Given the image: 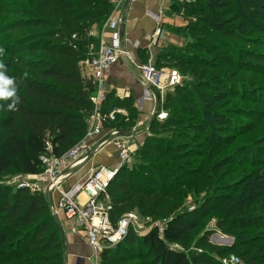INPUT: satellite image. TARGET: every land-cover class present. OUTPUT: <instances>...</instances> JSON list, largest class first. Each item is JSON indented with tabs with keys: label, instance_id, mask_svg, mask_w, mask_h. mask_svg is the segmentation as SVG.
I'll return each instance as SVG.
<instances>
[{
	"label": "trees",
	"instance_id": "1",
	"mask_svg": "<svg viewBox=\"0 0 264 264\" xmlns=\"http://www.w3.org/2000/svg\"><path fill=\"white\" fill-rule=\"evenodd\" d=\"M174 1L170 8L184 7L191 16L185 32L194 41H188L185 48L192 55L183 51L159 54L155 65L188 72L200 80L191 83V89L185 85L175 87V94L166 98L167 118L149 124V130L154 133L172 131L175 141L161 145L146 140L133 155L138 163L132 168L122 167L107 189L112 200L113 224L135 209L153 221L164 220L165 226L161 236L155 229L144 236L128 232L119 245L102 252L101 263L221 264V258L237 251L240 254L236 256L244 264H264V239L254 234L243 237L264 226L263 149L258 155L263 158L258 159L259 167L252 166L249 172L234 177L230 176L235 171L223 173L221 165L211 166L212 172L222 171L223 177L232 181L215 190L219 194L215 203L202 198L201 204L195 205L193 215L181 208L184 197L190 192L198 194L199 190L212 191L214 179L207 173L183 170L172 162L186 158L185 144H195L198 134L205 136L201 144L207 147L198 156L207 160L214 153L211 147H230L235 143L239 131L226 114L232 109L223 112L209 108L231 95L243 102L245 97L237 93L240 89L256 92L247 87L235 91L229 86L233 75L226 70L249 67L264 77V50L250 49L251 46L264 48V0H198L197 7L191 8ZM118 8L113 0H0V64L6 75L15 78L19 98L12 109L7 107L10 99L0 101V264H66L65 242L55 225L49 196L30 192L19 184L6 185L3 180L11 175L43 173L45 165L41 157L48 150L52 156L59 157L84 138L86 121L93 113L90 98L95 87L81 76L79 62L96 54L103 27ZM237 45L246 48L237 50ZM217 50L226 55L220 62L222 66L201 63L203 55ZM229 55L235 59L228 60ZM141 57L146 62L145 55ZM216 74L227 78L215 77ZM207 77L214 78L216 84L204 85ZM200 88L211 90L214 95L201 93ZM114 96L113 91L107 95L102 113L118 110V103L120 109L130 112L128 104L133 100ZM175 105L180 106L178 110ZM251 112L257 115L259 124L264 122L263 110ZM178 114L199 122L176 119ZM124 125L112 121L104 126L121 131ZM253 129L247 126L238 136ZM211 134L215 136L213 142L209 139ZM158 162L169 168L160 171L153 165ZM150 167L158 172L155 178L146 175L151 172ZM138 174L146 177H135ZM173 176L186 181L179 183ZM256 210L262 213L251 214ZM231 214L234 215L229 217ZM209 217L215 219L216 228L235 237L234 244L218 247L209 243L205 234L189 249L193 233ZM175 244L183 249H173L171 246ZM132 245H136V254H127Z\"/></svg>",
	"mask_w": 264,
	"mask_h": 264
},
{
	"label": "built area",
	"instance_id": "2",
	"mask_svg": "<svg viewBox=\"0 0 264 264\" xmlns=\"http://www.w3.org/2000/svg\"><path fill=\"white\" fill-rule=\"evenodd\" d=\"M116 6L119 7L117 2ZM153 17L157 22L160 21L159 15ZM123 24L122 14L118 10L114 11L103 28L96 54L79 62L81 76L91 81L95 87V92L90 98L93 113L86 121L87 130L84 138L59 157L52 156L48 150L49 153L41 157L45 165L43 173L25 176V179L19 183L20 186L27 187L30 192L57 196L56 209L51 208L52 215L55 216L56 210H59L66 220L71 222L70 232L82 234L91 250L90 260L94 264H100V254L105 249H111L120 244L130 229L138 236H144L155 229L161 236L165 226V221H153L150 217H144L136 212L122 215L115 224L110 220L112 200L107 192L108 186L119 170L132 161L134 153L139 148L130 141L131 137L119 136L118 131L114 129L104 130V125L112 122L115 115L120 112L113 110L102 113V106L110 93L105 84L109 71L122 59L128 61L129 58V53L123 46V43L128 40L123 41L120 34V26ZM159 33L160 29L157 28L155 35ZM128 63L145 85L144 96L136 105L138 109L141 108L144 100L152 101L158 92L163 93L168 88L181 85V75L175 68L157 67L155 62L151 61L138 64L128 61ZM117 97L123 98L124 96ZM153 116L159 122L167 118L166 113H151L150 119ZM107 145H113L116 148L117 163L115 166L113 168L97 167L85 180L70 188H65V181L92 155ZM80 195L84 196L85 201L79 200ZM175 245L171 247L175 250H182L181 247ZM220 262L221 264H244L238 256L233 254L221 258Z\"/></svg>",
	"mask_w": 264,
	"mask_h": 264
},
{
	"label": "rangeland",
	"instance_id": "3",
	"mask_svg": "<svg viewBox=\"0 0 264 264\" xmlns=\"http://www.w3.org/2000/svg\"><path fill=\"white\" fill-rule=\"evenodd\" d=\"M180 3H186L189 8L191 7H197L198 0H178ZM180 3V4H181ZM170 6L166 9V13L163 16V19L165 21V26L162 28V34L165 33V35L168 37L167 40H165L164 43L161 44V47L159 48V54H166L174 51H183L184 54L192 55L190 49L186 50V44L188 41H194L188 32H185V30L190 26V19L191 16L189 14H186V10L184 7L178 9V8H170L171 5H175V1L172 0V2L168 3ZM182 5V4H181ZM193 22V20H191ZM163 25V24H162ZM104 28V27H103ZM14 35V34H11ZM173 39H175L173 41ZM204 45H207L206 42H203ZM99 48V46H98ZM239 48H246L245 45H237V50ZM251 50L253 51H263V47H255L251 46ZM187 51V52H186ZM189 52V53H188ZM223 51H215L213 54L210 55H203V58L200 60L203 64H212V65H218L221 64L220 62L224 60L226 55ZM158 55L154 59V61H158ZM228 60L235 59L234 56L229 55L227 56ZM146 60V59H143ZM222 66V64H221ZM242 67L244 65H241ZM240 66V67H241ZM246 68V69H245ZM244 70H238V69H230L226 70L228 74H232L233 77H230V81L232 84L229 86L233 87L235 91L238 88L244 89V87L247 88H253L252 91L256 92H248L240 89V92H237L240 96H243L245 99L243 102H240L236 99H233L232 95L230 98L226 100H222L220 103L215 104L214 106L210 107V111H223L225 112L226 108H231L232 112H226L229 118L232 119L235 128L238 129L239 132L241 130L243 131L247 126L250 128H254L249 134L244 136H235L236 140L235 143L230 146H222V147H211L210 150L214 151L213 155L211 154L209 157V160H207L206 157H199L201 151L206 149L207 147H202V139L203 135L198 134L197 138L195 139L194 143L185 144L187 147L186 149V158L184 160H173L172 162L178 165V167H183V170H190V171H197L198 174L207 173L213 177V181L211 182L212 187L214 186L213 190L210 192L206 191H200L199 193L192 194L190 192L187 196L183 199V205L181 208L187 209V212L191 213L192 215L196 212L195 205L201 204L202 198H208L212 199L213 202L219 200L218 193L215 192V190L219 187V185H224L225 183H230L232 180L228 181L230 177H234V175L240 174L242 172H249L252 170V166L255 168L258 166L261 162L258 161V159L262 160L264 157V122L262 124H259L257 120V115L251 111H264V77L258 76V74L252 72L249 67H243ZM249 71V72H248ZM181 75V85H185L188 89H191L190 84L195 83V81H199V77L193 76L192 74L188 72H179ZM223 74H216L215 77H225L222 76ZM234 75H236L234 77ZM207 77L206 82L204 85H214L216 82L211 78ZM218 81V80H217ZM256 85H253V84ZM246 89V88H245ZM262 89V90H261ZM199 91L201 93H207L209 95H214V92L211 90H206L205 88H200ZM123 93V92H122ZM175 94L174 88H168L163 91V93H157L156 96L153 98V103H151L150 111L151 113L159 114V113H166L167 116L169 114V111L165 108L166 98L168 95ZM121 95V94H120ZM123 98H116L122 100L127 97L132 99L133 101L129 102L128 107L130 109V112H127L124 109H120V104L118 103V112L117 119L113 120V122H122L125 123L124 126H122L121 131H132L134 132L130 137V141H134L132 143L137 144L138 147H142L145 145L146 140H148V143H152L153 141L155 143H159L161 145L167 144L169 141L174 142V137L172 136V131H165V132H151L149 130V123L153 120H155V116L152 117L150 120H145V111L143 113L140 112L139 109L136 107L135 98L131 94L125 95L122 94ZM239 96V97H240ZM114 99V98H113ZM213 101V100H212ZM211 101V102H212ZM125 105V103H123ZM178 105V104H177ZM176 106V109L178 110L180 106ZM220 107V108H216ZM147 113V112H146ZM238 115H236V114ZM183 119L185 122L192 121L193 123H198V120H191L190 116H186L183 114H178L176 119ZM208 122H210L208 118ZM104 130H113L112 128H109L107 126L104 127ZM213 136L212 134L209 136V139L213 142ZM184 146H182L183 148ZM209 149V148H208ZM259 149V150H258ZM260 149H263L260 150ZM257 150V151H256ZM109 151V150H108ZM256 151V152H255ZM260 151L262 154V157L258 158V155H260ZM253 154V155H252ZM174 158V157H173ZM170 160V158H168ZM264 161V159L262 160ZM138 163V160L134 157L132 161L128 164L132 168V166ZM221 165L223 169V173H229L235 171L232 176L226 177L221 174V172H212L211 166L214 167L215 165ZM155 165V167H158L160 171H166L169 167L164 164V162H158ZM130 168V169H131ZM149 170L151 172H147L146 175H151L152 178H155L157 176V170H154L153 167H150ZM141 174L136 175L135 177L140 176ZM146 175H141L142 178H145ZM173 179H176L179 183L183 182L184 180L177 179V176H173ZM25 179V176L21 175H11L3 180V183L6 185H16L21 183ZM185 190V189H184ZM226 197V196H225ZM198 203V204H197ZM132 212L140 213V210H133ZM254 213H262V210H256L252 211L251 214ZM234 214L229 215L232 216ZM159 217V216H155ZM160 218V217H159ZM157 220V221H161ZM164 221V220H163ZM161 221V222H163ZM129 232H133L132 229L129 230ZM205 234H208V242L211 244H214L218 247H230L235 242V237L231 233H227L223 229H218L215 227V219L212 217H209L207 219H203L200 223V227L198 230L193 233L192 239L189 242V249H193L195 240L203 237ZM252 234L258 235L259 237L264 239V226L260 228L259 230H251L249 234H246L243 237H249ZM213 241H217L218 243H214ZM119 245V244H118ZM178 247H181L179 244L175 245ZM181 249H183L181 247ZM131 251V252H130ZM136 245H132L131 249L127 252V254H136ZM231 254L233 255H239L240 253L237 251H232ZM101 255L99 258V263L102 264L101 261ZM240 260L244 263V260L240 258ZM132 264H138V261H134Z\"/></svg>",
	"mask_w": 264,
	"mask_h": 264
},
{
	"label": "crops",
	"instance_id": "4",
	"mask_svg": "<svg viewBox=\"0 0 264 264\" xmlns=\"http://www.w3.org/2000/svg\"><path fill=\"white\" fill-rule=\"evenodd\" d=\"M115 1L119 5L118 11L124 18V24L120 26V34L123 41L128 40L123 43L124 48L129 53L128 61L138 64L143 62L141 55H145L143 59L155 62L154 59L159 53L161 44L168 38L165 33L162 34L161 31L166 24L163 16L166 13V9L170 6L168 4L169 2H164L162 0ZM156 15L160 17L159 22L153 17ZM157 28L160 29V33L155 35ZM174 40L175 39H173V41ZM128 61L127 59H122L117 66L112 67L108 73L105 84L110 92L113 91L116 93V96H123V93L126 95L131 94L133 98H135V103L137 105L144 96L145 85ZM153 102V100H144L142 102V106L139 110L141 113L145 111V120L150 119V106ZM116 163V148L113 145L104 146L92 155L87 162L83 163L82 166L65 181L64 187L70 188L72 185L85 180V178L97 167L103 166L113 168ZM49 200L50 209H56L57 196L55 194L49 195ZM79 200L81 202L85 201L84 196L80 195ZM56 211L57 214L55 216L59 221L64 235L66 264H94L90 260L91 250L87 246L82 234L71 233V222L66 220L62 212L59 210Z\"/></svg>",
	"mask_w": 264,
	"mask_h": 264
},
{
	"label": "clouds",
	"instance_id": "5",
	"mask_svg": "<svg viewBox=\"0 0 264 264\" xmlns=\"http://www.w3.org/2000/svg\"><path fill=\"white\" fill-rule=\"evenodd\" d=\"M3 68V64H0V101L10 99L11 102L8 103L7 107L12 109L19 99L16 96L15 78L6 75Z\"/></svg>",
	"mask_w": 264,
	"mask_h": 264
},
{
	"label": "water",
	"instance_id": "6",
	"mask_svg": "<svg viewBox=\"0 0 264 264\" xmlns=\"http://www.w3.org/2000/svg\"><path fill=\"white\" fill-rule=\"evenodd\" d=\"M155 96H156V95H155ZM149 124H150V123H149ZM118 134H119V136L130 137V136L133 134V132H132V131H118ZM53 219H54L55 225L57 226V228L59 229V231H60L62 237L64 238V235H63V232H62V229H61V227H60V224H59V221H58L57 217L54 216ZM213 242H214V243H218L217 241H213Z\"/></svg>",
	"mask_w": 264,
	"mask_h": 264
}]
</instances>
